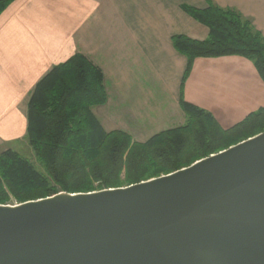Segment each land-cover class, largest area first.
<instances>
[{
    "label": "crops",
    "instance_id": "obj_1",
    "mask_svg": "<svg viewBox=\"0 0 264 264\" xmlns=\"http://www.w3.org/2000/svg\"><path fill=\"white\" fill-rule=\"evenodd\" d=\"M210 2L238 9L264 35V0H14L0 14V151L28 142L32 90L78 53L104 74L108 99L94 113L134 141L185 123L181 97L224 129L264 108V79L242 55L198 56L183 83L187 57L172 36L205 39L209 28L182 5Z\"/></svg>",
    "mask_w": 264,
    "mask_h": 264
},
{
    "label": "water",
    "instance_id": "obj_2",
    "mask_svg": "<svg viewBox=\"0 0 264 264\" xmlns=\"http://www.w3.org/2000/svg\"><path fill=\"white\" fill-rule=\"evenodd\" d=\"M0 264H264V131L137 183L0 203Z\"/></svg>",
    "mask_w": 264,
    "mask_h": 264
},
{
    "label": "trees",
    "instance_id": "obj_3",
    "mask_svg": "<svg viewBox=\"0 0 264 264\" xmlns=\"http://www.w3.org/2000/svg\"><path fill=\"white\" fill-rule=\"evenodd\" d=\"M13 1L0 0V14ZM182 8L209 28L205 39L172 36L174 47L187 57L183 83L198 56H245L264 79V35L238 9L213 2ZM107 99L102 69L83 54L43 75L29 97L27 138L46 173L17 150H2L0 203L126 186L186 167L264 131V108L224 129L210 112L181 97L185 123L134 141L124 130H106L94 113L93 107Z\"/></svg>",
    "mask_w": 264,
    "mask_h": 264
},
{
    "label": "rangeland",
    "instance_id": "obj_4",
    "mask_svg": "<svg viewBox=\"0 0 264 264\" xmlns=\"http://www.w3.org/2000/svg\"><path fill=\"white\" fill-rule=\"evenodd\" d=\"M28 142H19L18 144H15V145H12V146H7L5 148H13V149L17 150L18 152H20V154H22L23 156L29 158L36 165V167L40 171L46 173L45 165L39 160V158L37 157L35 151L28 144ZM0 150H1V147H0ZM14 203H19V202H11V204H14Z\"/></svg>",
    "mask_w": 264,
    "mask_h": 264
},
{
    "label": "bare ground",
    "instance_id": "obj_5",
    "mask_svg": "<svg viewBox=\"0 0 264 264\" xmlns=\"http://www.w3.org/2000/svg\"><path fill=\"white\" fill-rule=\"evenodd\" d=\"M214 154H215V153H214ZM214 154H213V155H214Z\"/></svg>",
    "mask_w": 264,
    "mask_h": 264
}]
</instances>
